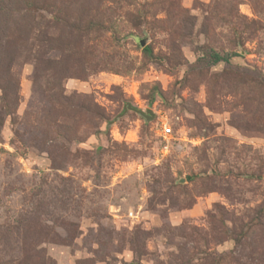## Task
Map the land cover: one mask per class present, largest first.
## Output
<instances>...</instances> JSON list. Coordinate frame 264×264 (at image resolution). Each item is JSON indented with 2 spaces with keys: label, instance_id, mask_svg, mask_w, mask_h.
Wrapping results in <instances>:
<instances>
[{
  "label": "rangeland",
  "instance_id": "374dc122",
  "mask_svg": "<svg viewBox=\"0 0 264 264\" xmlns=\"http://www.w3.org/2000/svg\"><path fill=\"white\" fill-rule=\"evenodd\" d=\"M0 264H264V0H0Z\"/></svg>",
  "mask_w": 264,
  "mask_h": 264
},
{
  "label": "built area",
  "instance_id": "2783aa9c",
  "mask_svg": "<svg viewBox=\"0 0 264 264\" xmlns=\"http://www.w3.org/2000/svg\"><path fill=\"white\" fill-rule=\"evenodd\" d=\"M170 133H172V128L170 126H165L164 127V135H165V137L167 135H169Z\"/></svg>",
  "mask_w": 264,
  "mask_h": 264
},
{
  "label": "trees",
  "instance_id": "16d2710c",
  "mask_svg": "<svg viewBox=\"0 0 264 264\" xmlns=\"http://www.w3.org/2000/svg\"><path fill=\"white\" fill-rule=\"evenodd\" d=\"M224 59H225L224 57H221L220 55L216 54L215 58H214V61L218 62V61H221V60H224Z\"/></svg>",
  "mask_w": 264,
  "mask_h": 264
}]
</instances>
